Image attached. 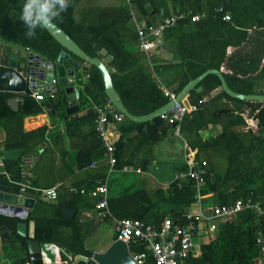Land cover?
<instances>
[{
	"label": "trees",
	"instance_id": "16d2710c",
	"mask_svg": "<svg viewBox=\"0 0 264 264\" xmlns=\"http://www.w3.org/2000/svg\"><path fill=\"white\" fill-rule=\"evenodd\" d=\"M38 1L42 8L50 3V0ZM28 3V0H0V41L27 48L54 62L63 47L39 20L35 35L31 38L26 35L31 22L26 23L22 17ZM67 5L64 10L59 0H54L46 14L89 56L103 58L99 53L101 48L112 54L113 59L108 63L112 84L133 115L160 108L169 100L164 89L177 94L189 80L207 69L219 70L234 92L264 94V0H67ZM173 12L186 14L164 29L160 42L148 56L138 47L135 22L156 25ZM227 13L229 20L223 18ZM195 15L199 16L196 20ZM36 18L34 13L33 20ZM245 45H251L250 49L244 51ZM71 57L76 58L73 54ZM171 68L174 75L165 88L157 74ZM75 72L71 84L79 87L80 102L79 110L72 114L66 112L62 88L56 96L44 94L42 100L24 95L18 111L8 104L15 94L0 90L3 132L0 147L20 150L15 159L3 161L0 179L12 193L35 199L23 218L0 214L2 250L19 264H30L29 240L41 245L54 243L70 254V264H83L85 257H92L94 252L85 246L90 230L80 221L85 211L95 212L91 221L96 222L94 228L101 223L115 226V221L123 218H137L158 227L166 217H178L181 224L199 226V221L188 216V210L198 206L193 183L183 182L181 187L171 183L169 188L116 187L118 179L110 178L106 147L96 128L94 106L107 100L103 77L94 65L83 73L77 68ZM173 83L175 86L169 90ZM220 83L217 74L205 75L195 86H201L202 90L191 89L188 101L195 104L203 96L207 101L179 122L169 123L159 116L147 122H134L124 116L116 123L120 136L114 142L115 166L120 169L123 165L139 164L146 172L158 157L183 161V142L197 148L196 160L205 161L210 172L199 189L204 195L200 199L201 208L238 200L246 202L248 198L251 203L258 202L261 208L255 211L244 207L234 217L220 220L214 232L208 233V240L200 244L197 263L260 264L257 238L260 235L264 239V101L233 98L220 89ZM217 88L219 91L211 95ZM222 99L235 107L218 105ZM44 110L64 121V133H54L52 144L47 143L46 125L30 131L22 126L24 116ZM251 119L256 120L255 127L235 129L238 125L247 126ZM176 124L178 134L173 133ZM210 124L221 126L217 135L208 132ZM65 137L69 148L75 150L73 168L65 159L68 154ZM30 153H36L38 160L30 174L24 176L22 158ZM181 168H185V162ZM3 170L11 174L13 181L27 180L29 186L21 191L19 184L10 182L1 173ZM106 177L109 214L101 217L89 191L97 179ZM56 184H60L56 199L43 198L41 190ZM164 204L168 208L164 209ZM64 209L74 210L73 217L65 218ZM18 222L26 223V235L17 233ZM201 224L207 227L205 221ZM129 249L142 252L145 246L131 244ZM13 250L17 252L15 255ZM144 264H154L149 253Z\"/></svg>",
	"mask_w": 264,
	"mask_h": 264
},
{
	"label": "built area",
	"instance_id": "2783aa9c",
	"mask_svg": "<svg viewBox=\"0 0 264 264\" xmlns=\"http://www.w3.org/2000/svg\"><path fill=\"white\" fill-rule=\"evenodd\" d=\"M219 10H221V8H219ZM185 14V12H173L172 14L162 18V20L156 25L146 24L144 22H135L138 47L150 56L152 51L160 42L164 29L173 25ZM193 18L196 20L199 16L195 15ZM223 18L225 20H229L230 15L227 13ZM52 81L54 83L55 79ZM164 94L168 96L169 100H174L176 97V93L166 89H164ZM31 96L36 100L43 99V94L41 92L33 91ZM206 101L207 97L203 96L197 103L189 104V106H186L181 102L176 103L166 112L161 113L159 117L169 123L179 122L185 114L197 110L199 106L204 104ZM94 109L96 112V128L106 147L109 174L117 170L124 173L129 171L141 173L142 170L139 167L123 165L120 169H117L115 166V145L114 141L107 137V134L114 132L116 123L121 122L124 119L123 113L118 111L108 99L102 104L94 106ZM249 126L255 127L256 120H249L246 128ZM178 128V124H176L175 130H178ZM183 149L185 168L177 170L172 181L167 184L165 188H169L171 183H175L177 187H181L183 182L193 183L197 190L196 201L198 206L201 208L200 199L203 196L200 194L199 189L204 182V176L210 172L207 171L205 161L198 162L196 160V148H192L187 142H183ZM94 164L95 163H92V165ZM2 165L3 159L0 157V166ZM1 173L9 179L5 170L1 171ZM18 184L20 185L21 191H24L29 186L27 180L19 182ZM107 184L108 177L104 180L97 179L95 185L89 191V194L95 198V209L98 211V216L101 217L109 214L107 205ZM73 190H75V188ZM80 192H84L83 187L80 188ZM41 194L43 198L47 200H54L57 197V189L55 186L45 188L41 190ZM244 207H250L255 211H261L259 203H251V200L248 198L246 202L238 200L233 204L214 205L204 208V210H201L197 214L188 213L189 217H193V219L199 221V226L193 223L188 225L181 224L178 217H166L158 227L145 223L137 218H123L115 221L114 231L116 240L124 242L128 249L131 244H144L145 249L142 252H131L129 249L131 256L135 260V264H144L148 253L150 254L154 264H200L197 263L200 249L198 251L199 253L195 255L196 251L193 243L194 235L201 232L205 233L208 231H214L220 220L234 217L236 212L240 211ZM204 221L207 223L206 228L201 224ZM194 231L196 232L194 233ZM257 242L260 246V264H264V239L259 235ZM63 254L67 259L71 258L68 252L63 251ZM57 260L62 262L60 256L58 255ZM83 264L98 263L92 256L85 257ZM203 264L210 263L206 262Z\"/></svg>",
	"mask_w": 264,
	"mask_h": 264
},
{
	"label": "water",
	"instance_id": "95a60500",
	"mask_svg": "<svg viewBox=\"0 0 264 264\" xmlns=\"http://www.w3.org/2000/svg\"><path fill=\"white\" fill-rule=\"evenodd\" d=\"M32 3L33 11L47 32L58 41L63 49L59 52L54 62L48 61L27 48L16 45L2 44L0 41V90L13 92L15 95L8 100V104L13 111H18L20 104L24 101V95H31L35 90L56 96L59 88H62V96L67 102L66 112L72 114L79 110L80 92L79 87L72 83V77L75 76V69L87 71L91 65H94L100 71L104 81V91L108 100L123 115L134 122H147L166 112L176 103H183L189 106L188 96L191 89L200 91L201 86L195 87L196 84L208 73H215L220 79V89L233 98L264 101V94H240L228 88L223 74L216 69H207L198 77L189 80L183 88L176 94L174 100H169L160 108L144 115L131 114L122 103V100L115 90L110 75L108 63L113 59L112 54L108 53L105 48H101L99 53L103 56H89L62 28L55 24L46 13L43 12L38 0H28ZM71 54L76 58H72ZM5 56V57H4ZM53 79L55 82L53 83ZM0 179V203L12 202V198L17 201L22 197L12 193L7 186L2 184ZM16 201V202H17ZM0 214H8L0 211ZM74 210L64 209L63 216L72 218ZM16 231L20 235H26L27 226L25 222H18ZM41 244L34 240L27 242V250L31 259V264H42ZM98 264H135L127 245L119 240L112 242L103 252L93 254Z\"/></svg>",
	"mask_w": 264,
	"mask_h": 264
},
{
	"label": "crops",
	"instance_id": "0c3cea01",
	"mask_svg": "<svg viewBox=\"0 0 264 264\" xmlns=\"http://www.w3.org/2000/svg\"><path fill=\"white\" fill-rule=\"evenodd\" d=\"M250 47H251V45H247V46L245 45L242 48L244 49V51H246V50H249ZM80 71H81V73L84 72L82 70H80ZM157 75H159L158 80L166 88L165 84L168 82L169 79L173 78L174 69H172V68L171 69H165L163 71H160ZM73 79H74V77H72V81H73ZM82 79L85 80L84 75H82ZM174 86H175V83L171 84L169 86L170 87L169 90H171ZM167 89H168V87H167ZM35 91L41 92L43 95L45 94V93H43V91H38V90H35ZM196 91H198V90H196ZM218 91H219V88H217L215 91H213L211 93V95H214ZM217 104L221 105V106L223 105V106L235 107L234 103L228 102L225 99L218 101ZM22 123H23V125H22L23 129L25 131H30V130H33V129L40 127L42 125H46L47 126L46 138H47L48 144L53 143V134L54 133H56V132L64 133V128H65L64 127V121L59 119L58 117H51L49 110H44V112H41V113L24 116ZM246 127L247 126L238 125L235 127V129H246ZM220 130H221V126L219 124H210L208 127V132L212 135H217L220 132ZM110 133H111V136L109 134V139L113 140L114 142L120 136V131L117 130L116 127H115L114 132H110ZM173 133L178 134V130L173 129ZM2 136H3V132L0 128V139L2 138ZM65 146H66L65 148L68 150V154L65 157V159H67V161L69 162L70 168H73L74 167L73 164L75 163V150L69 148V143H68L67 137H65ZM19 153H20L19 149L3 150L0 147V157H2L3 161L13 160L19 155ZM37 160H38V155L36 153H30V154H26L23 156L21 168H22V174L24 176L25 175L27 176L30 174L31 167L33 166V164ZM183 162H184V159H183V161H174L172 163H169L172 166L171 179L168 182L164 183V185L161 187L166 186L167 184H169L172 181L175 172L179 169H182L181 167H182ZM96 164H98V161L96 162ZM135 167H139L142 170L141 173L135 172V174L142 175V177L147 176V178H151L154 181L157 180L156 178L153 177V174L151 173L152 170H155V171L160 170V165L158 164L157 160H152L151 165L147 167L146 172L143 171L142 167L139 164H138V166H135ZM113 173L122 174L124 172L117 170V171L112 172L111 174H113ZM7 174L9 176L8 180L10 182L12 181V182H15L16 184H18V181H13L11 179L10 173L7 172ZM111 174H110V178H113L111 176ZM71 176H74V174ZM156 182L158 184L155 183V184L149 185V186H151L152 188H155L156 186H160V182L159 181H156ZM3 185L6 186L4 183H3ZM59 185L60 184L54 185L57 190H58ZM73 188L74 187H72L71 189L73 190ZM18 195H20L22 197V199H19L18 201H17V199L16 200L13 199L12 203H18L20 205L24 204V208H25L24 217H25L26 214L28 213V211L32 208V206L35 202V199L31 195H25V194H18ZM202 196H204V195H202ZM28 204L30 206H27ZM201 210H204V208L202 207V209H201L199 206H196V207H193V209H189L188 213L189 214H197ZM92 215H95V212L90 213L88 211H85L82 213V215L80 217V221L83 224L84 228H89V230H90V234L85 239V246L87 249L92 250L94 253L95 252H103L104 250H106V248L112 242L115 241V239H114V235H115L114 226H111V228L106 230V229H104L105 224L102 223V224L96 225V227L94 228V225L96 224V222H94V224H93V222H91L92 221ZM0 239H1L0 249L2 252L3 240L1 238V236H0ZM41 250H42V260H43L42 264H70L69 262H70L71 258L67 259L66 257L65 258L62 257V255H64L63 251H65V250L58 247L54 243L42 244ZM57 255L60 256L62 262H59V260H57ZM30 264H31V259H30Z\"/></svg>",
	"mask_w": 264,
	"mask_h": 264
},
{
	"label": "rangeland",
	"instance_id": "374dc122",
	"mask_svg": "<svg viewBox=\"0 0 264 264\" xmlns=\"http://www.w3.org/2000/svg\"><path fill=\"white\" fill-rule=\"evenodd\" d=\"M2 43V42H1ZM3 44V43H2ZM9 45L6 44V48ZM5 57V56H4ZM157 77H159V75H157ZM179 149L181 148V143L178 142V146ZM177 161V160H176ZM157 162L160 165V170H152L151 173L153 174V177L156 178V181L160 182V186H163L164 183L168 182L171 179V171H172V166L169 163L174 162V160H172L171 157L168 158H164V157H158L157 158ZM170 173V174H169ZM112 177L118 179L116 187L119 186V188L121 187H130L131 189H135V188H139V187H143L145 185H153V184H158L156 181H154L151 178H147V177H142V175H137L135 174V172H125V173H113L111 174ZM147 178V179H145ZM165 187V186H164ZM163 187V188H164ZM162 207L168 208V204H164L162 205ZM193 209V208H191ZM8 216H14V215H8ZM102 224V223H101ZM104 229L108 230L109 228H111L112 225L108 224V223H104ZM214 231H209V232H201L198 234H195L193 237V243H194V249H195V255H197L200 249V244L207 241L208 240V233L212 234ZM0 244H1V239H0ZM15 253H17L16 251H12V254L15 255ZM7 255L4 254V251L0 249V264H19L18 262L14 261V258H8L6 257Z\"/></svg>",
	"mask_w": 264,
	"mask_h": 264
},
{
	"label": "clouds",
	"instance_id": "9594fccd",
	"mask_svg": "<svg viewBox=\"0 0 264 264\" xmlns=\"http://www.w3.org/2000/svg\"><path fill=\"white\" fill-rule=\"evenodd\" d=\"M52 3H54V0H50V3H46L44 6H43V12L44 13H47L50 9V7L52 6ZM59 3L61 4L62 8L65 10L68 5H67V0H59ZM33 15H34V12H33V6H32V3H28L26 6H25V9H24V14H23V17L22 19H24V21L27 23V22H31V27L28 29L26 35L31 38L35 35V24L38 22L39 20V17L36 18V20H33Z\"/></svg>",
	"mask_w": 264,
	"mask_h": 264
},
{
	"label": "bare ground",
	"instance_id": "6f19581e",
	"mask_svg": "<svg viewBox=\"0 0 264 264\" xmlns=\"http://www.w3.org/2000/svg\"><path fill=\"white\" fill-rule=\"evenodd\" d=\"M107 137L109 138V133L107 134ZM30 183V182H29ZM14 198H12L13 200ZM27 206H30L29 204ZM0 211L2 212H7L8 214H17L20 216H23V214L25 213V208H24V204L20 205L18 203H0Z\"/></svg>",
	"mask_w": 264,
	"mask_h": 264
}]
</instances>
